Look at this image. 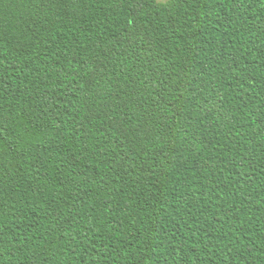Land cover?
<instances>
[{
  "label": "trees",
  "instance_id": "trees-1",
  "mask_svg": "<svg viewBox=\"0 0 264 264\" xmlns=\"http://www.w3.org/2000/svg\"><path fill=\"white\" fill-rule=\"evenodd\" d=\"M0 264H264V0H0Z\"/></svg>",
  "mask_w": 264,
  "mask_h": 264
},
{
  "label": "rangeland",
  "instance_id": "rangeland-1",
  "mask_svg": "<svg viewBox=\"0 0 264 264\" xmlns=\"http://www.w3.org/2000/svg\"><path fill=\"white\" fill-rule=\"evenodd\" d=\"M157 1L164 3V2H167L168 0H157Z\"/></svg>",
  "mask_w": 264,
  "mask_h": 264
}]
</instances>
